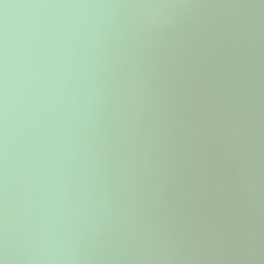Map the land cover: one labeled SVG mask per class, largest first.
<instances>
[{"label":"water","instance_id":"water-1","mask_svg":"<svg viewBox=\"0 0 264 264\" xmlns=\"http://www.w3.org/2000/svg\"><path fill=\"white\" fill-rule=\"evenodd\" d=\"M0 264H264V0H0Z\"/></svg>","mask_w":264,"mask_h":264}]
</instances>
